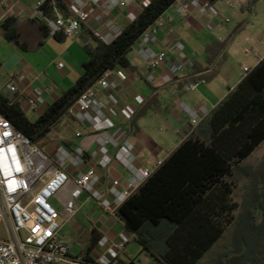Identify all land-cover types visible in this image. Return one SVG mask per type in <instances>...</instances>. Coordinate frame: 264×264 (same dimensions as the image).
I'll list each match as a JSON object with an SVG mask.
<instances>
[{
  "label": "trees",
  "instance_id": "16d2710c",
  "mask_svg": "<svg viewBox=\"0 0 264 264\" xmlns=\"http://www.w3.org/2000/svg\"><path fill=\"white\" fill-rule=\"evenodd\" d=\"M174 1L147 0L109 43L97 40L89 29H85L82 47L88 57L82 63L83 72L70 86L48 102L34 119L26 114L17 93L7 95L0 91V112L32 141L44 147L50 140L53 125L67 115L69 106L103 69L114 68L117 64L130 65L128 51L148 25ZM253 1L247 0L248 9ZM55 7L64 13L69 12L66 0H44L41 4V10L47 16H53ZM12 19L13 15H10L0 23L4 36L18 47L28 49L20 27L12 23ZM30 20L37 24L43 36L48 35V28L41 19ZM242 28L243 21H240L222 40L213 38L206 45L208 61L222 53ZM218 66L219 61H216L210 71L189 74L184 80L210 79L216 75ZM262 141L264 56L249 67L237 84L123 200L113 215L145 248L150 249V243L160 241V248L152 254L162 264H198L227 227L232 223L237 225L242 219L241 212L238 216L236 212L241 210L243 203L236 201L232 194L234 174L240 172L244 175L248 189V170L257 169L259 172L251 179L256 197L247 203L245 210H241L245 225L238 241L231 242L229 248L204 264H227L231 259L239 264H264V177L260 164L252 168L253 164L248 161V156ZM249 232L257 235L256 247L252 250H248ZM100 236L99 231L91 228L81 252L82 258Z\"/></svg>",
  "mask_w": 264,
  "mask_h": 264
},
{
  "label": "crops",
  "instance_id": "0c3cea01",
  "mask_svg": "<svg viewBox=\"0 0 264 264\" xmlns=\"http://www.w3.org/2000/svg\"><path fill=\"white\" fill-rule=\"evenodd\" d=\"M34 1L0 0V23L5 17L13 15L12 23L20 27L22 37L29 46L28 49L18 47L4 36L0 27V47L6 51L0 56V69L2 68L6 75L5 85L0 91L7 95L13 94L7 91L6 83L12 77L23 74L24 79L18 83L17 94L28 96L35 86H48L50 89L44 92L48 103L83 72L82 63L88 54L82 47V39L88 27L83 28L75 36H66L61 32L55 36H43L37 24L30 20L34 18L31 7ZM146 1L126 0V4L115 11V22L120 27L124 26L140 11ZM246 2L247 0L235 2L215 0L213 3L218 8V15L209 12L200 15L196 7H191L180 14L172 3L161 16L173 27L174 32L170 34L165 29H159L157 40L152 44L156 51L168 50L166 60L160 66L150 69L138 55L136 41L127 53L130 65L115 66L119 83L116 91L119 102L107 109L106 119L98 128L91 129L70 116H63L53 125L50 140L44 148L51 149V144L55 141L66 145L78 143L85 148H92L96 144V132L106 129L118 140H130L135 147L137 162L154 169L155 161H162L195 127L190 124L188 115L181 110L180 103L183 102L193 109L204 107L206 113L199 116V122L240 80L241 64L252 67L264 56L262 44L264 37L259 40L256 35H247L246 30L242 29V34H245L243 41L249 43L251 50L248 46L237 45L234 37L222 53L215 55L213 61L209 62L207 59L206 45L213 38L220 40L225 38L237 23L243 20V16L247 12L250 13ZM232 15L236 17L235 22H232ZM175 40H180L184 44L182 50L172 47ZM45 46L56 49L57 54L45 55L47 52ZM182 55L191 59L193 63L191 71L181 66ZM216 61H219V66L215 76L200 82L191 91L182 89V83L187 75L206 73L214 67ZM58 62H62L63 67L58 68ZM148 76H151V79ZM22 106L31 119L37 117L43 110V107H40L29 112L24 104ZM76 129H81L84 135L76 138L74 135ZM101 174L106 180L109 177H119L122 181L121 188L128 171L118 161L113 160ZM54 203L59 206L56 201ZM78 203V213H85L89 221L87 228H79L78 220L73 217L60 229L69 240L81 239L84 244L80 249L73 248L71 254L78 252L81 254L90 237L91 228H95L101 235L105 233L110 238L118 234L124 235L127 239L122 251L125 257L120 254L117 261L123 264H136L126 247L130 239L135 238V234L126 231L114 215L103 216L101 209L94 200L87 198L86 193L80 195ZM95 257L96 251L92 247L87 249L83 259ZM156 260L162 264L159 258L156 257Z\"/></svg>",
  "mask_w": 264,
  "mask_h": 264
},
{
  "label": "built area",
  "instance_id": "2783aa9c",
  "mask_svg": "<svg viewBox=\"0 0 264 264\" xmlns=\"http://www.w3.org/2000/svg\"><path fill=\"white\" fill-rule=\"evenodd\" d=\"M43 2L35 0L31 7L33 17L46 24L49 36L59 32L75 36L88 27L103 43L111 42L120 32L114 13L126 4V0H67L69 12L55 7L53 16H47L41 10ZM174 2L180 14L191 7H196L200 15L219 13L210 0ZM159 29L170 34L174 32L160 16L137 39V53L150 69L160 66L168 55V50L152 48ZM172 47L182 50L184 44L175 40ZM180 61L187 71L193 69L188 56L182 55ZM57 67H63V63L58 62ZM248 69L247 64H241L240 77ZM23 79V74L12 77L6 83L7 91L17 93L18 83ZM205 81L204 78L184 80L182 89L191 91ZM118 87L115 67L103 69L69 106L67 116L91 129L98 128L107 117V109L119 102ZM49 89L48 86H35L30 95H19L21 104L30 111L44 108L47 104L44 92ZM180 108L188 115L192 126L206 113L204 107L193 109L183 102ZM74 135L79 138L84 133L76 129ZM95 143L94 147L85 148L78 143L66 145L55 141L48 150L32 141L0 112V221H4L7 234L5 238L0 237V264H123L117 257L126 244L124 235L110 238L103 233L93 246L96 257L87 262L79 252L71 254L73 248L82 247V240L71 241L60 232L63 224L77 215L82 193L94 200L103 216L108 217L153 170L137 162L134 144L128 139L118 140L108 130L101 129L96 132ZM113 160L128 171L121 188L119 177L106 180L101 174ZM160 162L155 161L154 168Z\"/></svg>",
  "mask_w": 264,
  "mask_h": 264
},
{
  "label": "rangeland",
  "instance_id": "374dc122",
  "mask_svg": "<svg viewBox=\"0 0 264 264\" xmlns=\"http://www.w3.org/2000/svg\"><path fill=\"white\" fill-rule=\"evenodd\" d=\"M235 2V0H227V2ZM235 16L232 15V22H235ZM243 28L246 30V34L247 35H256V37L261 40V38L264 37V0H254L252 5H251V9H250V13H246V15L243 16ZM242 29L237 31L234 34V37L236 38L235 41L238 43L237 45H245L248 46L249 49L251 50V46L249 45V43H247L246 41H243V37L245 34H242ZM233 37V38H234ZM45 51H47L45 53V55H49V56H53L55 54H57L56 49L54 48H49V46H45ZM5 49H1L0 47V56L4 53L5 54ZM5 80H6V75L4 74L3 69H0V89L3 88L5 85ZM31 112V111H29ZM30 114V113H28ZM51 148V147H50ZM248 161L250 163L253 164V166H251L252 168H256L259 164H260V168L261 170V174L264 177V141H262L254 150L253 152L248 156ZM256 162V163H255ZM258 163V165L256 166V164ZM249 169V168H248ZM249 172V182L248 185L250 188L247 189L245 183H247L246 178L244 177V175L240 172H236L234 174V181H235V186H234V190H233V198L238 201L239 203H243V206L241 208V210H245V207L247 205V203L249 201H251L253 198H255L256 196H254V182L251 180L254 178V176L259 172L257 169H252V170H248ZM263 182V187H264V180ZM245 205V206H244ZM241 210H238L236 212V216L239 215V213L241 212L242 215V219L239 220V222L237 223V225H233L230 224L226 231L224 232L223 236L214 244V246L212 247V249L210 251L207 252V254L204 256V258L202 259L201 262H199L198 264H204L206 262H211L214 258L215 255L221 253L222 251H224L225 249L229 248V246L231 245V242L235 243L236 241H238L240 234L243 231V227H244V214L242 213ZM85 214V213H84ZM82 212L78 213L75 216V219L78 220V227L81 229H86L87 226L89 225V221L86 218V216L84 215ZM60 221V218H59ZM256 232V231H255ZM255 232H249L248 235V250H252L256 247V234ZM86 234V233H84ZM7 236L6 234V225L4 223V221H0V237L5 238ZM87 237V235H86ZM83 239L84 236H82ZM232 238V240H231ZM135 239V238H134ZM130 239L129 243L127 244V250H128V254L129 256H131L132 258H134V262L136 264H159V262L156 260V256L154 254H152V252H154L155 250L159 249L161 244L160 241L159 242H152L150 243V249L145 248L143 245H141L136 239ZM84 246V244H82V247ZM84 249V248H83ZM123 257L124 256V252L120 253ZM227 264H239L236 263L233 259H231L230 261H228Z\"/></svg>",
  "mask_w": 264,
  "mask_h": 264
}]
</instances>
